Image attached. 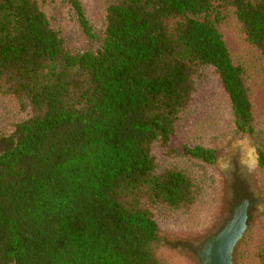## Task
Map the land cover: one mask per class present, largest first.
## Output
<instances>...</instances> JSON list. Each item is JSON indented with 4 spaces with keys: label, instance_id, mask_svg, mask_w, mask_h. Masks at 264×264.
<instances>
[{
    "label": "trees",
    "instance_id": "trees-1",
    "mask_svg": "<svg viewBox=\"0 0 264 264\" xmlns=\"http://www.w3.org/2000/svg\"><path fill=\"white\" fill-rule=\"evenodd\" d=\"M100 10L96 32L82 0H0V95L23 113L0 136V264H174L156 218L191 214L203 188L186 161H215L214 148L178 140L206 70L236 129L257 132L248 66L224 25L264 62V0H100ZM256 257L264 264V242Z\"/></svg>",
    "mask_w": 264,
    "mask_h": 264
},
{
    "label": "rangeland",
    "instance_id": "rangeland-1",
    "mask_svg": "<svg viewBox=\"0 0 264 264\" xmlns=\"http://www.w3.org/2000/svg\"><path fill=\"white\" fill-rule=\"evenodd\" d=\"M82 2L97 32L103 19L100 0ZM53 12L62 20L61 24L69 27L66 38L79 44L81 34L74 32L72 15L56 6ZM224 29L233 56L248 66L257 109V132L252 137L236 129L225 90L216 74L206 70L196 94L193 117L180 128L178 140L214 148L215 161L212 164L186 161L203 188L198 206L191 214L166 212L156 218L162 252L174 264H201L194 245L218 231L221 223L232 217L228 186L235 167L243 171L237 169L251 185L256 201L248 209L247 228L236 244L233 264H257L256 252L264 242V167L258 164L256 150L257 146L264 149V62L246 43L233 20L228 19ZM22 115L11 99L0 95V136L9 134Z\"/></svg>",
    "mask_w": 264,
    "mask_h": 264
},
{
    "label": "water",
    "instance_id": "water-1",
    "mask_svg": "<svg viewBox=\"0 0 264 264\" xmlns=\"http://www.w3.org/2000/svg\"><path fill=\"white\" fill-rule=\"evenodd\" d=\"M247 200L236 206L232 217L197 250L201 264H233V254L247 228Z\"/></svg>",
    "mask_w": 264,
    "mask_h": 264
},
{
    "label": "flooded vegetation",
    "instance_id": "flooded-vegetation-1",
    "mask_svg": "<svg viewBox=\"0 0 264 264\" xmlns=\"http://www.w3.org/2000/svg\"><path fill=\"white\" fill-rule=\"evenodd\" d=\"M243 172L240 167H235V170L233 168L234 171H232V177L233 179H231L230 183H229V202H230V206H231V210L233 212L234 208L238 205H240L243 200H247L248 205H247V212L250 206H252V204L256 201L254 200L255 194L254 191L251 188V185L247 182V180L245 178H243L238 172ZM231 212V213H232ZM232 216V215H231ZM231 217H229L227 220L225 219L222 223H221V227H218V231L223 227V225L226 223V221H228ZM218 231L214 232L213 234H211L210 236H208L206 239H208L209 237L215 235ZM205 239V240H206ZM202 241L195 246V251L197 253V250L200 249L203 245V243L205 242Z\"/></svg>",
    "mask_w": 264,
    "mask_h": 264
}]
</instances>
